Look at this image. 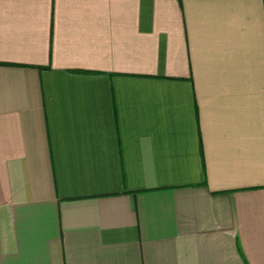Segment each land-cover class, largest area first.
Returning <instances> with one entry per match:
<instances>
[{"label": "crops", "instance_id": "crops-1", "mask_svg": "<svg viewBox=\"0 0 264 264\" xmlns=\"http://www.w3.org/2000/svg\"><path fill=\"white\" fill-rule=\"evenodd\" d=\"M0 264H264V0H0Z\"/></svg>", "mask_w": 264, "mask_h": 264}]
</instances>
